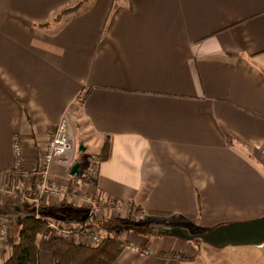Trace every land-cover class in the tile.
I'll list each match as a JSON object with an SVG mask.
<instances>
[{"label": "crops", "instance_id": "obj_1", "mask_svg": "<svg viewBox=\"0 0 264 264\" xmlns=\"http://www.w3.org/2000/svg\"><path fill=\"white\" fill-rule=\"evenodd\" d=\"M80 1L0 0V182L13 137L32 172L68 113L72 149L50 166L61 190L48 204L128 203L197 228L263 216L264 0H86L55 19ZM86 155L98 159L89 181ZM121 234L113 264H226L250 251L264 264V243Z\"/></svg>", "mask_w": 264, "mask_h": 264}, {"label": "trees", "instance_id": "obj_2", "mask_svg": "<svg viewBox=\"0 0 264 264\" xmlns=\"http://www.w3.org/2000/svg\"><path fill=\"white\" fill-rule=\"evenodd\" d=\"M85 1L82 0L75 6L60 10L55 19L60 18L67 12L75 11ZM106 148L105 145L102 150L103 157ZM107 201L113 200L107 199ZM131 205L133 206V204ZM0 207L5 212V215L0 217L6 218L18 226L17 238L13 239L10 245H7L8 255L1 264H38L37 255L40 251L49 252L53 264H113L125 245L114 235L111 236V233L116 230H130L145 236L157 235L152 226H147L142 222L129 219L124 222L120 218H113L104 220L101 223L93 222L95 225L103 224L107 230V236L95 245L87 246L80 243H70L52 236L47 240H43L42 235L48 231L47 222L51 220L59 221L51 214L53 205L41 206L37 210L27 203L0 204ZM134 208L138 212V208ZM149 213L151 216L164 215L163 212L157 211Z\"/></svg>", "mask_w": 264, "mask_h": 264}, {"label": "rangeland", "instance_id": "obj_3", "mask_svg": "<svg viewBox=\"0 0 264 264\" xmlns=\"http://www.w3.org/2000/svg\"><path fill=\"white\" fill-rule=\"evenodd\" d=\"M80 98H81V96L79 95L78 99H80ZM71 125L73 126L72 122H71ZM88 157H89V155L84 156L83 161H85V162H83V165L81 167V173L82 174H80V176H83L87 181H89L90 178H91L90 177L91 174H87L88 165H89V161H90V158H88ZM19 172L21 173L22 170L20 169ZM19 172L13 170V174H10V178H9L10 181L9 182H7L9 180L8 177L0 182V189L1 188L2 189H6V190H3V191H11L12 190L11 193L13 194L11 197H7L6 194L0 192V204L27 203V204L32 205L33 208H35L36 204H37V202H35V200H33L37 196L35 191H34V189H35L34 188L35 178L28 177V180H21L20 178H18L16 176V174H19ZM74 197H76V195H74ZM49 199H51V198H49ZM94 202H96V204L98 203V205H96V206H97V208L99 210L92 211V213H90V216L88 218L89 221L88 220L87 221H88V223H92V224H94L93 222L101 223L104 220H110V219H113V218H120L124 222H126L129 219V220L136 221V222H142V223H144V224H146L147 226H150V227L152 226L156 233H158V232H169L170 228H176V229L184 230V232L187 233V234H194V233H198V232H206V231L215 229V227H211V228H203V227L199 228L198 227L197 228L196 226H192V225H188L186 227H180V226H175V225L173 226L172 225L173 223H171V222H174L173 221V217H171L170 214H168V213H171V212L166 213V210H164V211L162 210V212L163 213L165 212V213H164V215H161V216L160 215H155V216L154 215L153 216L150 215V216H147V217L139 218L140 214L142 215V213L139 211V209H138V212H136L134 206H132V207L130 206V211H127V210L122 209V208H119L117 210H110L111 209L110 208L111 205H105V203L104 204L103 203L99 204V200H97V199L94 200ZM67 204L68 205H73V204H75V202L74 203L71 202V203H67ZM46 205H50V204L47 203L46 196H42L39 199L38 208L41 207V206H46ZM55 205H57V204H55ZM61 205H66V203L65 204H61ZM61 205L58 203L57 206H61ZM74 206H77V205H74ZM81 206L90 207L91 205L89 204V202H87L86 205H81ZM159 211H161V210H159ZM4 215H5V212L0 207V216H4ZM4 221H8L9 224L4 226L5 231H6L5 237L0 238L1 239L0 240V248H2L3 252L6 251V249H4V246L6 244L10 245L12 240L17 238V231H18V226H16L12 221H10V220H8L6 218L0 217V223L3 224L2 222H4ZM6 224H7V222H6ZM97 225L98 224H96L94 229H95V231L97 232V234L99 236V243H100V241L105 236H107V230L104 228L103 224L102 225L99 224L100 226L99 225L97 226ZM122 231L123 230H116L115 232L111 233V236L114 235L115 237L120 239L121 242L126 246L127 245L126 244V240L121 239V237H119L120 235H122L121 234ZM46 232H44V233H46ZM76 239L82 241L83 245H87V246L93 245V242L89 243L90 239L88 237H74L73 239L67 238V239H62V240H65V241L70 242V243H74V241H78ZM43 240H46V239L43 238ZM194 242L198 246H200V244H201L199 240H194ZM203 246L205 248H208V249L212 248V247H210L208 245H204V244H203ZM226 248H231V247L228 246ZM230 257H231V260L230 259L229 260L228 259L225 260L226 264H241V263L242 264H255V261H257L254 251L253 252H251V251L250 252H246V254H241L239 256L231 255ZM242 257H246L247 261L246 260L245 261H241L240 259ZM239 262H241V263H239ZM222 264H224V261H223Z\"/></svg>", "mask_w": 264, "mask_h": 264}, {"label": "built area", "instance_id": "obj_4", "mask_svg": "<svg viewBox=\"0 0 264 264\" xmlns=\"http://www.w3.org/2000/svg\"><path fill=\"white\" fill-rule=\"evenodd\" d=\"M68 113H64L60 119L58 120L56 126L54 127L51 138L48 140L46 145L44 146L40 158L38 160V164L36 167L32 169V172L25 171L21 169L22 162V147L21 142L18 136L13 137V154H14V165L13 170L22 172L16 174L18 178L21 180H28V177L35 178L34 191L36 193L35 202H37L35 209H38V202L42 196H57L60 193V185L50 177V166L53 163H65V156L72 149V142L69 137L68 132ZM98 159L96 157L91 158L88 165L87 174L93 175L95 173V169L97 168ZM6 189H0V192L6 194L7 197H11L13 194L11 191H3ZM90 203V209L92 211L99 210L94 200L91 202V199H88ZM104 204L105 201H99V204ZM106 205V204H105ZM94 207V208H93ZM110 210H117L119 208L130 211V204L126 203L124 205L114 204L110 206ZM38 216V215H37ZM89 221V220H88ZM86 221L84 224L74 223V222H62L51 220L47 222L48 231L43 234L44 239H49L51 236L54 238H62V239H73L74 237H88L90 242H93V245L99 243V236L95 231V226L92 223H88ZM7 222V224H6ZM0 223V238L5 237L6 231L4 226L8 225V221ZM78 240V239H76ZM79 241V242H78ZM74 241V243L83 244L82 241L78 240ZM134 250H139L138 246H131ZM143 253L147 254L149 251L147 249L143 250Z\"/></svg>", "mask_w": 264, "mask_h": 264}, {"label": "water", "instance_id": "obj_5", "mask_svg": "<svg viewBox=\"0 0 264 264\" xmlns=\"http://www.w3.org/2000/svg\"><path fill=\"white\" fill-rule=\"evenodd\" d=\"M80 162L76 161L70 169V174L78 176ZM91 209L86 206L54 205L51 209L52 216L62 222L84 224ZM169 233L184 236L189 239H199L213 247L221 248L228 245H261L264 243V215L247 221H233L221 224L213 230L187 234L184 230L170 228Z\"/></svg>", "mask_w": 264, "mask_h": 264}]
</instances>
